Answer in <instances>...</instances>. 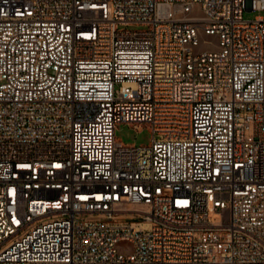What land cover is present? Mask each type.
I'll return each instance as SVG.
<instances>
[{"label":"built area","instance_id":"obj_1","mask_svg":"<svg viewBox=\"0 0 264 264\" xmlns=\"http://www.w3.org/2000/svg\"><path fill=\"white\" fill-rule=\"evenodd\" d=\"M255 10L0 0V264H264Z\"/></svg>","mask_w":264,"mask_h":264},{"label":"rangeland","instance_id":"obj_2","mask_svg":"<svg viewBox=\"0 0 264 264\" xmlns=\"http://www.w3.org/2000/svg\"><path fill=\"white\" fill-rule=\"evenodd\" d=\"M259 14L264 16V10L259 11H245L244 17L246 19H254ZM130 28H136V26H132ZM215 39V37H211ZM215 48V47H212ZM116 136L122 139L126 143H135L137 145L140 144H148L152 139V131L147 124H143L141 126L132 125L131 123L121 122L117 125Z\"/></svg>","mask_w":264,"mask_h":264}]
</instances>
